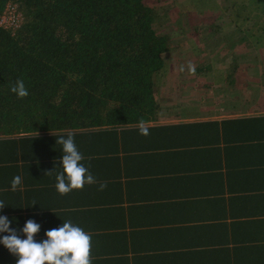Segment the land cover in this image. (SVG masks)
Here are the masks:
<instances>
[{"label": "crops", "instance_id": "crops-1", "mask_svg": "<svg viewBox=\"0 0 264 264\" xmlns=\"http://www.w3.org/2000/svg\"><path fill=\"white\" fill-rule=\"evenodd\" d=\"M246 73L212 93L163 83L147 136L134 122L80 128V141L92 137L77 147L80 163L96 183L66 195L55 187L57 137L32 146L46 132H22L9 145L16 135L0 128V215L21 238L28 219L40 224L37 242L71 221L91 235V264H264V69ZM17 175L22 185L12 191ZM17 259L0 244V264Z\"/></svg>", "mask_w": 264, "mask_h": 264}, {"label": "trees", "instance_id": "trees-1", "mask_svg": "<svg viewBox=\"0 0 264 264\" xmlns=\"http://www.w3.org/2000/svg\"><path fill=\"white\" fill-rule=\"evenodd\" d=\"M10 11L19 24L1 23ZM215 14L230 19L216 22ZM212 30L221 35L205 39L216 44L211 53L188 42L190 32L209 38ZM225 46L233 51L222 53ZM251 65L264 69V0H0V128L16 135L9 145L22 132H46L31 145L73 133L79 147L92 138L80 141V128L150 119L163 83L212 93ZM18 79L29 93L22 99L10 91Z\"/></svg>", "mask_w": 264, "mask_h": 264}, {"label": "clouds", "instance_id": "clouds-1", "mask_svg": "<svg viewBox=\"0 0 264 264\" xmlns=\"http://www.w3.org/2000/svg\"><path fill=\"white\" fill-rule=\"evenodd\" d=\"M189 68L190 71H195L193 66L190 65ZM10 91L21 99L29 94L22 79H18L11 85ZM138 128L141 135L150 134L143 120L139 122ZM56 144L62 146V157L59 163L62 171L56 175L57 192L66 195L73 190L82 189L85 184H95L96 179L88 167L80 163L84 157L77 149L74 134L68 133L66 138L60 136ZM51 172L52 170L45 174H51ZM21 185L22 177L17 175L12 179L10 187L12 191H16ZM106 186L102 183L100 190ZM5 205L3 201H0V209H3ZM11 223L12 221L6 215H0V233H7L0 236V244L18 258L16 264H91V235L81 227L73 225L71 221H64L61 227L46 231L47 239L41 242L34 239L41 225L33 219H28L19 229L26 238H21L17 228L10 226Z\"/></svg>", "mask_w": 264, "mask_h": 264}, {"label": "rangeland", "instance_id": "rangeland-1", "mask_svg": "<svg viewBox=\"0 0 264 264\" xmlns=\"http://www.w3.org/2000/svg\"><path fill=\"white\" fill-rule=\"evenodd\" d=\"M218 17H220V14H215V20L217 19L218 21H228L229 19H230V16H223V18H218ZM186 25H188V24H186ZM199 25V24H198ZM232 27V26H231ZM186 28H190L191 29V27H188V26H186ZM208 31H210V30H204V31H202L201 33H205V32H208ZM228 32H230V31H228ZM214 32H211L210 34H208V37L209 38H203V36H196L195 34L196 33H194V32H190V35L191 36H189L190 37V41H188V42H192V43H195V44H198V43H200V44H204V47L205 48H207V51H205L206 53H211L212 51H214V49H216V44H215V42L214 43H211V42H205V39H216L218 36H220L221 34L218 32L216 35H214L213 34ZM177 37H176V39H179L180 37H182L183 35H176ZM228 47H223L222 49H221V52L222 53H226L227 51V54H230V52H232L233 51V48H230V49H227ZM210 50V51H209ZM188 52L186 51V52H184L183 53V55L181 56L182 58H183V60H186L187 59V56H188V54H187ZM221 53V54H222ZM188 71H189V69H185V72L186 73H188Z\"/></svg>", "mask_w": 264, "mask_h": 264}, {"label": "built area", "instance_id": "built-area-1", "mask_svg": "<svg viewBox=\"0 0 264 264\" xmlns=\"http://www.w3.org/2000/svg\"><path fill=\"white\" fill-rule=\"evenodd\" d=\"M20 20L22 18L20 17V14H15L13 11H10L9 13H5L2 16L1 23H9V24H19Z\"/></svg>", "mask_w": 264, "mask_h": 264}]
</instances>
